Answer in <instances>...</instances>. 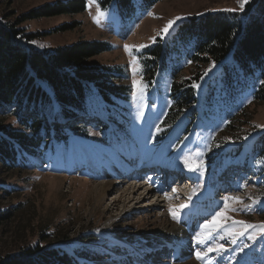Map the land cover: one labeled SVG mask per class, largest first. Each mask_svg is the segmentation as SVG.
I'll return each instance as SVG.
<instances>
[{"label": "rangeland", "instance_id": "obj_1", "mask_svg": "<svg viewBox=\"0 0 264 264\" xmlns=\"http://www.w3.org/2000/svg\"><path fill=\"white\" fill-rule=\"evenodd\" d=\"M58 1L61 0H0V19L19 23L32 10ZM86 3L85 10L77 14L27 19L20 23L19 27L31 35L23 40L25 45L29 42L38 50L47 52L80 40L107 42L109 50L89 60L88 65L119 66L123 69L122 76L116 81L128 86L131 91L125 110H120L118 114L122 116L119 119L123 123L120 127L109 122L97 125L93 118L90 119L92 124L75 122L73 127L72 123L70 127L68 124L63 130L72 134L66 145L35 157L32 160L34 164L20 170L4 172L0 167V183L11 194L6 196L0 192V211H17L13 220L0 226V255L16 254L29 244H39L41 247L56 245L57 241H51L49 236L67 233L68 239L58 244L72 253H75L74 247L87 249L90 258L86 264H264V230L260 228V225H264V218L260 216L264 214V199L257 195L258 192L264 193V166L253 161L249 153L252 142L264 132V102L253 101V91L261 80L256 79L251 87L242 89L229 107L216 106L215 113L208 115L202 123L190 121L186 130L180 125L176 132L163 138L165 134L160 123L170 103L171 70L175 63L168 64L159 73L155 87H151L145 81L139 57V53L155 44L159 38L162 41L169 38L188 16L227 9L235 11L226 12L240 11L238 0H159L147 9H141L137 1L136 10L130 16H122L115 3L107 8H101L98 0L91 6L89 0ZM97 5L104 12L99 17V24L93 19L98 15ZM149 12L154 15H149ZM175 17L181 19L173 24L167 34L158 35ZM154 36L155 42L151 39ZM41 44L45 46L40 47ZM125 45L146 46L139 50L131 47L130 54L125 51ZM176 65L183 69L188 63L182 61ZM192 66L183 71L180 77L190 76ZM210 68L211 65L203 69V74L208 73L199 89L202 95L214 73ZM134 80L136 90L147 85L143 98L138 95L133 99ZM101 105L99 100L94 99L90 107L97 113L90 112L99 115ZM226 110L227 113L224 112ZM9 111L5 113V116H9L5 119L8 125L16 123ZM245 111L251 115V126H245V134L233 142L227 125L231 119L232 123L235 122ZM141 112L143 116H140ZM0 118L5 117L0 115ZM77 125L85 128L77 130L74 128ZM157 125L161 129L159 132ZM187 130L190 132L186 136L183 131ZM217 137L230 139L229 147L222 151L216 149L218 144H214V141ZM196 153L201 155L196 156ZM185 155L192 157L189 160L192 166L203 162L200 171L185 168L182 162ZM152 164L172 167L169 174L178 171L184 177L173 185H170V181H159V188L156 189L153 185L161 175L144 176L143 184L149 185L134 195L132 202H127L128 195L121 194V191L135 180L130 177L131 180L123 185L119 181L122 169L124 166L139 168ZM183 171L191 172V175ZM196 174L198 177L193 180ZM215 176L217 182L213 180ZM107 183L113 185L106 197L99 201L98 190L109 187ZM182 185L190 187L191 191L182 188ZM222 186L225 192L236 191L230 196L239 197L242 203L229 201V207L236 210L227 211L213 221V224H224V229L214 231L213 238L199 244L195 239L197 233H201L202 238L207 235L201 225L211 221L207 220L208 217L224 207L223 199L207 205L201 196L209 188L224 190ZM146 188L153 192L140 198ZM116 197L121 199L113 204ZM181 205L187 207L180 208ZM171 210H179L178 221L172 218ZM224 216L231 219L225 221ZM233 220L256 227L248 228L242 236L228 235L230 230H243L242 225L233 228ZM174 225L179 228L178 231H188L185 242L188 246L187 256L178 255L179 237L170 235L168 239L171 237L169 240L175 243L168 244L167 240L157 235ZM233 239L235 243H232ZM216 244L224 245L227 250L220 254L209 252L204 259L196 258L197 251L207 252L209 246ZM257 244L260 245L257 247ZM174 250H177L176 254Z\"/></svg>", "mask_w": 264, "mask_h": 264}, {"label": "trees", "instance_id": "obj_2", "mask_svg": "<svg viewBox=\"0 0 264 264\" xmlns=\"http://www.w3.org/2000/svg\"><path fill=\"white\" fill-rule=\"evenodd\" d=\"M137 1L141 9H147L159 0H98L101 8L115 3L122 16L132 15ZM86 4V0H61L32 10L19 23L0 19V115L5 117L0 118V167L4 172L26 168L34 164L35 157L66 145L72 133L63 127L68 124L70 127L84 116L97 115L117 127L123 123L118 114L125 110L131 92L128 86L116 81L123 69L88 65L89 60L109 50L107 42L80 40L47 52L29 42L25 45L23 40L31 35L19 27L20 23L27 19L77 14L85 10ZM139 57L143 76L151 87H155L159 73L168 64L175 63L171 70L170 103L160 123L163 138L176 132L180 125L186 130L190 121L202 123L215 113L216 106L229 107L254 80L264 81V0H250L243 10L236 12L209 11L188 16L169 38L165 41L159 38L139 53ZM182 61L188 65L180 69L176 64ZM190 65H193L190 76L180 77ZM209 65L214 73L202 95L199 89L207 75L203 69ZM194 83L199 87H193ZM94 99L102 104L100 116L91 110ZM253 101L264 102V84L256 86ZM10 106H15L9 112L16 123L8 125L5 119L9 116L5 113ZM243 114L227 125L233 142L245 134V126H251V115L248 111ZM189 132L183 131V134L187 136ZM223 138L213 139L218 144L216 149L221 151L231 142ZM251 155L264 166V132L253 142ZM5 190L0 183V192L11 195ZM257 195L264 199V193ZM16 212L0 211V226L13 220ZM260 216L264 218V214ZM49 238L57 241L56 245L29 244L16 254L0 255V264H86L90 258L87 249L74 247L75 253H72L58 244L68 239L67 233H56Z\"/></svg>", "mask_w": 264, "mask_h": 264}, {"label": "snow or ice", "instance_id": "obj_3", "mask_svg": "<svg viewBox=\"0 0 264 264\" xmlns=\"http://www.w3.org/2000/svg\"><path fill=\"white\" fill-rule=\"evenodd\" d=\"M95 0H89V6H91L92 3H94ZM248 2V0H238V3L240 5V9L243 10L244 8V5ZM97 9H98V15L97 17H94V22H96L97 24L100 23V20H99V17L100 16H103L104 15V12L99 9V5H97ZM226 11H235L234 9H227ZM149 15H154L153 13L149 12L148 13ZM181 17H175L173 20H169L167 22V24L164 26V28L161 30V33H159L158 35H162L163 34H167L169 32V29L172 28L173 24L180 20ZM152 41L155 42L156 41V37H151ZM32 43H36L35 41H33ZM45 45L41 44L40 47H44ZM146 45H139V46H129V45H125V51H128L130 54H131V47H136L137 50H139L140 48H143L145 47ZM133 63H135V59L133 60ZM207 74V72H205V75ZM261 84H264V81H261L260 82ZM136 81L134 80L133 81V92H132V97L133 99H136L137 96L139 95L140 98H143V95H144V90L146 89L147 85H143L139 90H136ZM193 87H196L198 88L199 85L198 84H193L192 85ZM249 103H251V101H249ZM140 116H143V112L140 113ZM256 127H261V125H256ZM161 129L159 128V126L157 125V132H159ZM186 139V138H185ZM245 139H247V137H245ZM196 156H200L201 154L200 153H196L195 154ZM192 157L189 156V155H185L182 162L184 163V166L185 168H188L189 171H200V168L202 167V161L199 162V164H197L196 166H192L190 163H189V160L191 159ZM173 191L175 192L176 189H173ZM195 191V190H193ZM224 200V207L221 208L220 211L216 212L215 215L212 217V220L211 221H206L203 225H201V229L202 231H205L206 230V233L207 235L202 238L201 237V233H197L195 239H196V242L199 243V244H204L205 243V240L206 239H210V238H213L212 237V233L214 231H218L222 228H224V224H213V221H215L217 219V217H220L223 213H226L227 211H235L236 209L235 208H230L229 207V201H233L235 203H242V201L240 200L239 197H233V196H225L223 198ZM184 207H187V205H181L180 208H184ZM249 208H251V206H248ZM178 211L179 210H171V214H172V218L174 220H177L178 221ZM231 217L229 216H224V220L227 221V220H230ZM232 225H233V228H235V226L237 225H242L243 226V230L239 231V232H235V231H229L228 232V235H244L245 234V231L248 229V228H255L256 226L255 225H251V224H247L246 222H243V221H235L233 220L232 221ZM260 228L261 230H264V225H260ZM221 239L223 237H220ZM251 238V237H250ZM232 243H235V240L233 239L232 240ZM227 249H225L224 245L222 244H216V245H212V246H209L207 248V252H201V251H197L195 253L196 255V258L198 260L200 259H204L207 254L209 252H213L215 251L217 254H220L224 251H226ZM241 251H243V249H241ZM210 264V262H209Z\"/></svg>", "mask_w": 264, "mask_h": 264}, {"label": "bare ground", "instance_id": "obj_4", "mask_svg": "<svg viewBox=\"0 0 264 264\" xmlns=\"http://www.w3.org/2000/svg\"><path fill=\"white\" fill-rule=\"evenodd\" d=\"M125 168H123L122 169V172H121V178H120V182L123 184V185H125L127 182H129V180H131L130 179V177H128L129 176V173H128V169H130L129 168V166H124ZM167 167V166H166ZM164 170V172H165V169H163ZM138 175H141V173H137ZM175 176H179V174L178 173H176L175 174ZM144 177V176H143ZM134 178V177H133ZM182 178V177H181ZM134 180H135V182L134 183H132V184H129V185H127L128 186V188H126V190H123V191H121L122 193L121 194H123V195H125V194H127L128 195V197H127V199H126V201L127 202H132L134 199H135V197H134V195H136L137 193H139V191L140 190H142L143 188H145L146 186H148L149 185V183H144L143 184V182H142V177H137V178H134ZM151 183V182H150ZM103 184V183H102ZM105 184V183H104ZM108 184V183H107ZM110 184V185H109ZM108 185H109V187H106V188H101L100 190H98V191H100V196H99V201H101V200H103L105 197H106V195H107V193H108V191H110L109 189L111 188V186L113 185V184H111V183H109ZM105 187V186H104ZM153 192V190L152 189H145V192H144V195H142L140 198H142V197H147L148 195H150L151 193ZM143 194V193H142ZM119 195V194H118ZM122 195H119V197H121ZM119 197H116V199H113L114 201H113V204H116V202H119V199H121V198H119ZM123 198H124V196H123ZM124 200V199H123ZM125 201V200H124ZM129 204V203H128ZM127 205V204H126ZM128 209L126 208L125 209V211H127ZM165 230V229H164ZM179 230V228L176 226V225H174L173 227H171V228H169L168 230H165V232L163 233H158L157 235L159 236V238L161 237L163 240H167V242H168V244L169 243H175V241L173 242V241H171V240H169L168 239V237L170 236V235H172V236H175V237H179L180 239H179V244H178V247H179V252H178V255L179 256H181V257H183V256H187L188 255V252H187V250H188V246L186 245V243L185 242H187V234H188V231L187 230H182L181 229V231H178ZM176 245V244H175ZM173 246V245H172ZM189 252H190V250H189ZM187 264H191V262H189V263H187Z\"/></svg>", "mask_w": 264, "mask_h": 264}]
</instances>
